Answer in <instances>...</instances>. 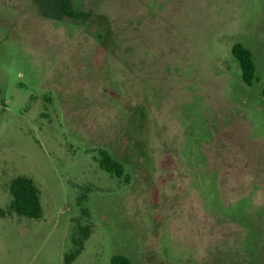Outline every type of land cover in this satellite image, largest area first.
Returning a JSON list of instances; mask_svg holds the SVG:
<instances>
[{
  "label": "rangeland",
  "instance_id": "374dc122",
  "mask_svg": "<svg viewBox=\"0 0 264 264\" xmlns=\"http://www.w3.org/2000/svg\"><path fill=\"white\" fill-rule=\"evenodd\" d=\"M86 223L68 264H264V0H0V264H67Z\"/></svg>",
  "mask_w": 264,
  "mask_h": 264
},
{
  "label": "trees",
  "instance_id": "16d2710c",
  "mask_svg": "<svg viewBox=\"0 0 264 264\" xmlns=\"http://www.w3.org/2000/svg\"><path fill=\"white\" fill-rule=\"evenodd\" d=\"M231 52L241 69L242 80L248 85L251 84L253 79H255V64L250 49L238 42L232 45ZM99 166L117 175H120L122 172L121 164L114 160L106 151H101ZM8 189L11 195L8 208L11 212L27 218L38 219L42 216L43 209L39 191L31 178L26 175H18L10 180ZM81 214L84 218H87L89 215L88 209L82 207ZM78 232L79 236L72 238L77 248L64 255V261L67 264L74 260L83 249L84 242L91 233L90 224L86 223L79 226ZM110 264H132V262L126 256L114 255L111 258Z\"/></svg>",
  "mask_w": 264,
  "mask_h": 264
}]
</instances>
